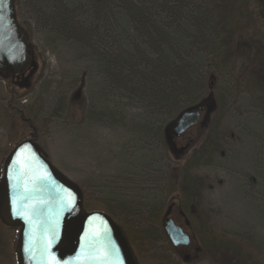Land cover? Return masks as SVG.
I'll return each instance as SVG.
<instances>
[{
	"label": "rangeland",
	"instance_id": "1",
	"mask_svg": "<svg viewBox=\"0 0 264 264\" xmlns=\"http://www.w3.org/2000/svg\"><path fill=\"white\" fill-rule=\"evenodd\" d=\"M13 1L32 59L21 74L0 72V192L11 150L31 139L79 189L81 217L100 211L116 223L134 264H264V88L248 82L243 58L250 56L243 43L257 42L264 68V0L234 5L235 18L220 0H183L186 7L172 6L174 0H129L147 19V30L161 23L172 41L179 40L177 62L196 70L194 88L172 104L153 99L148 64L158 54L149 38L136 37L135 26L126 30V45L119 21L124 7L117 2L99 0L97 12L84 0L70 12L68 26L83 28L75 35L62 26L63 0H50L52 10L44 5L48 0ZM221 17L226 27L217 26V33H230L240 50L231 63L216 66L219 53L192 28L208 19L215 33ZM129 47L133 57L122 52ZM207 99L215 105L207 114L203 108L201 122L171 139L179 108ZM212 127L218 147L191 169L201 186L190 190L196 208L185 212L178 201L183 171L213 144ZM168 215L191 235L189 246L173 247L158 231ZM18 250L19 226L0 216V264H19Z\"/></svg>",
	"mask_w": 264,
	"mask_h": 264
},
{
	"label": "water",
	"instance_id": "2",
	"mask_svg": "<svg viewBox=\"0 0 264 264\" xmlns=\"http://www.w3.org/2000/svg\"><path fill=\"white\" fill-rule=\"evenodd\" d=\"M32 49L13 0H0V72L18 75L30 65ZM201 106L182 111L169 125L177 138L201 122ZM0 216L19 226V264H134L116 223L105 213L82 217L79 189L61 175L31 139L19 142L3 168ZM162 229L173 247L191 236L171 216Z\"/></svg>",
	"mask_w": 264,
	"mask_h": 264
},
{
	"label": "trees",
	"instance_id": "3",
	"mask_svg": "<svg viewBox=\"0 0 264 264\" xmlns=\"http://www.w3.org/2000/svg\"><path fill=\"white\" fill-rule=\"evenodd\" d=\"M106 4L105 5H110V1L112 2H117L120 7H124V11L119 17V21L122 22V24H125L124 27V32L122 33V39L126 41L127 45V35L126 30L128 31L130 28L132 29L134 26L136 27V33L138 37V34L140 33L141 37L146 36L147 38L150 39L151 46L150 48H153L154 51L157 52L158 57L155 60H151L148 65H150L151 69V74L148 75V80L149 83L154 84V92L153 93V99L156 102H163V103H170L176 102L177 97L182 95L183 93H190L191 90L195 86V82H197V79L193 77L196 73V70L194 69L193 66L187 63H182L179 64L177 61H182L180 54L181 51L177 47H181L178 42L179 40L172 41L171 36H167L168 34L166 33L165 27L161 23H156V26H151V29H146V24L148 23L147 19L142 16V13L140 10L134 8V4L130 2L129 0H105ZM126 1V3H125ZM84 0H63L64 7H63V12L62 14H59L62 18L61 21L62 26L64 28H69L73 30L74 34L77 35L83 28L79 26L77 22H74L71 26H68V24L71 22V16L70 12L76 13L77 9L84 3ZM86 6H89V8H94L97 12H100L103 7H100V2L99 0H95L94 2H90L86 0ZM247 0H220L218 5L220 7H223V9L227 12L230 13V16H235L237 15L238 11L236 6L241 7L243 4H246ZM179 4V7H186L188 6V3L184 4L183 0H174L172 6H177ZM116 4V3H115ZM45 7L47 9H51L53 7V2L48 0L45 2ZM117 5V4H116ZM233 6V7H232ZM230 8V9H229ZM91 9V10H94ZM228 17V16H227ZM233 18V19H234ZM198 19V18H197ZM225 18L221 17L220 18V23H215L212 26L213 30H215V33H213L210 30V23L208 19L203 20V25H198V21L194 24L197 28L193 29L194 32L197 33L198 36H201L204 42H210V44L213 46L214 50H216L219 54L215 55L221 57L220 61L217 63H214V65L219 66V64L226 65L231 63L232 58L234 57V52L240 50V43H236V47L234 48L232 46V37L227 35L226 37H220V34L217 33V26L222 28L226 27L224 25ZM227 21V20H226ZM72 23V22H71ZM201 24V23H200ZM22 27V26H21ZM140 28V30H139ZM23 29V28H22ZM24 30V29H23ZM25 31V30H24ZM26 33V32H25ZM172 35H175L174 31L171 32ZM88 36V33H87ZM134 36V35H133ZM178 38V37H177ZM170 39V40H169ZM179 39V38H178ZM244 44V47L246 48V52L249 56L248 57H243L246 59V69H244V73L247 76L248 82H251L252 86L254 87H262L264 88V68L260 63L259 56L262 55V50L261 44H258L257 42L251 43L247 42ZM183 47V46H182ZM181 47V48H182ZM185 47H188V43H185ZM127 49V48H126ZM179 49V50H178ZM130 50V51H129ZM129 50L127 51H122L123 54L124 52L127 53V55H134L136 53L135 48L129 47ZM178 54H175V53ZM143 56V54L141 55ZM241 56V55H240ZM133 57V56H132ZM242 57V56H241ZM251 57V59H250ZM203 58L199 56L197 58V61L199 62ZM195 62V61H192ZM212 64V61H210V65ZM150 76V77H149ZM147 77V75H146ZM173 77L175 78V81L168 82V78ZM202 78V77H201ZM164 80V83L162 81ZM211 84V83H210ZM210 100L207 99L206 103H201L198 106H201L204 108L205 113L207 114L208 111L215 105L213 102L212 104L209 103ZM196 105V104H194ZM194 105H184L183 107H180L178 110V113L173 117V120H175L178 115L184 111V110H189L193 109L191 108ZM197 107V106H196ZM206 116V115H205ZM203 118V122L204 119ZM216 127H212L210 129L209 136L213 138V144L211 147L207 150H203L196 154L194 158L190 161V163L186 166L185 171H183V176H182V190H181V198L178 200L180 207L186 212L187 209L191 206L196 208V200L194 199L195 197L191 198L190 196V190L195 191L196 186L200 185L201 186V181L193 176L190 172L191 169L197 167L201 161L204 160L205 157L209 158L213 156L215 150L217 149V143L219 137L218 135H214ZM170 136V135H169ZM190 169V170H189ZM195 200V203H192V201ZM194 204V205H192ZM158 231H160L164 237L165 233L162 228L159 227Z\"/></svg>",
	"mask_w": 264,
	"mask_h": 264
},
{
	"label": "flooded vegetation",
	"instance_id": "4",
	"mask_svg": "<svg viewBox=\"0 0 264 264\" xmlns=\"http://www.w3.org/2000/svg\"><path fill=\"white\" fill-rule=\"evenodd\" d=\"M170 127V126H169ZM184 134H182L180 137H182ZM174 138V137H173ZM171 139H172V137H171Z\"/></svg>",
	"mask_w": 264,
	"mask_h": 264
}]
</instances>
